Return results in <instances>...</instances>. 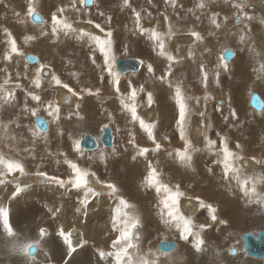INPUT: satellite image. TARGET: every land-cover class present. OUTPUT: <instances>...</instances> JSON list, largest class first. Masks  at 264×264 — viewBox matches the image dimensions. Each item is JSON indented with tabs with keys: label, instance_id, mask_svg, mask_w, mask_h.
Here are the masks:
<instances>
[{
	"label": "rangeland",
	"instance_id": "rangeland-1",
	"mask_svg": "<svg viewBox=\"0 0 264 264\" xmlns=\"http://www.w3.org/2000/svg\"><path fill=\"white\" fill-rule=\"evenodd\" d=\"M196 2L197 0H175V5L173 6L172 4H166L165 0H151V3H149L148 0H130L132 7L136 8L138 11L143 10L142 20L145 22L146 24L145 26L149 25L153 18V17L148 16L147 14L148 12H151L152 14H154V16L155 14H157L158 18L161 19V23L163 24L165 23L162 18L163 16L160 15V13L166 12L168 14L169 20L172 21L171 24L174 25L173 30L174 31L176 30L175 31L176 35L170 41L167 42L168 45L166 46V50L169 53H171L176 58H180V59L183 58L179 54L180 51L182 50H186L185 54H189V53L194 54V57L192 58L190 57V59L193 60V61L191 60V62H193L194 65L190 66L189 72L186 71V68H189L188 66L186 67V64H189L190 62L186 63L185 62L186 59H184L186 57H184L182 59V63L184 64L180 66L176 74H174V71H173V75L170 77V79H172L173 81H175L176 79L181 80L183 82V85H186L188 87L187 88V90L189 89L188 93L193 90L202 91L201 88L200 90H198V85H197L199 64L204 63L207 69L210 71V73H214L216 69V65L221 61V58H222L221 54L226 49L232 50L234 52V57L228 62L227 72H224L222 69L220 70V76L221 74L222 75L224 74L221 77L222 82H227L226 79L233 77L231 76L232 73L236 74L240 69H246L250 67H257L258 68L257 74L260 73V75L263 76L264 73L260 72V65L261 63L264 62V56H263L264 55V23L261 22V21H264V0H256V1L249 0V4L251 5V7H246L244 11L247 13L248 16H251L252 19L248 20L242 17L241 23L239 24L234 22L235 14L237 10L234 9L232 6L233 3L239 2L238 0H231L229 1V3H227L226 0H223V3L222 1H220L217 4H214V3L212 4L211 2H209L205 9L203 10L197 9L195 11V14L189 13L187 10L189 8H193ZM69 4H70V0H38V6H37L36 11L40 15V17L43 18L44 23L37 24V23H33L30 20V18L27 16L26 0H0V57H2L4 51L6 50V45L4 43L5 36L2 31L4 27H7L12 32L13 36L16 38V40L20 44L23 43L24 37L26 36L36 37L35 40H31L33 43L32 52L29 51L31 50V48H28L29 46L26 47L25 49L22 50V52L20 51L21 54L18 55L19 58L14 64L11 65L10 62L3 63V60L0 59V69L7 68L8 72L11 73L14 82L16 81V75H15L16 72H20L21 77H22L23 72L26 71V69H24L25 65H27V67L33 66L34 70L33 69L31 71L27 70V72L35 74V69L38 68L40 65V57L34 52H39L43 56V61L45 63H49L50 65H52L54 69L52 68L51 70L54 71L56 74H58L60 77L63 76V74L61 75L62 69L68 70V71L70 69H73L71 71L72 73H78V71H80L78 68H81L83 69L82 73L86 72V74L90 78H93V80L87 79V82H81V80H77L76 84L69 79L66 80L65 83H68L71 87H74L73 85H75L77 88H79L81 87L80 84L83 83L82 85L84 87H90L92 88L93 91H95V89L98 88L100 82H102L100 79L101 73L95 67V65H93L91 61L88 60V55L90 53L88 41L86 39H83V40L77 39L76 35L64 36L63 34H61L58 39L52 38L50 35L51 12L55 11L56 7L58 6L69 5ZM107 4H110L109 5L110 10L105 12L104 9ZM121 5H122V0H94V2L91 3L89 7H84L83 5V7L81 8L79 0H77V7L81 8L80 13L77 14L76 12L69 10L65 13V15H67L70 18V20L72 21L73 27L78 30L83 29L81 25L87 24L84 21L88 19H92L95 23H99L107 29L109 27L107 18L110 17V15L112 14L118 15L117 18H120L123 21L125 19L123 17L124 14H126L130 19H132L131 10L122 9ZM14 11L20 12L21 16L19 18L16 17L14 15ZM100 12H104L105 15L101 17L99 15ZM213 12L219 13L218 20L223 25V27L220 30H216L215 28L209 29V22H207L208 21L207 17L209 13L212 14ZM120 13H124V14L119 15ZM257 14H261L263 16L259 18V17H256ZM196 16H200L201 19L197 20ZM225 17H227L226 21L224 19ZM19 19H23L25 22L19 23L18 22ZM114 19L115 17L112 18L111 22H114ZM251 22L256 23L255 28H254V31H256V33L252 32L253 29L251 27ZM123 25H125L124 22H123ZM36 26H40L41 29H38V30L31 29V27H36ZM91 28L93 30H91L90 28L83 29V30L86 32H91L94 35H101V36L103 35L102 33L99 32L98 29L94 27V25H91ZM115 28L116 27L112 26L111 30H114ZM189 28H193L194 30L200 32V34L203 36V40L199 42L201 44H204V43L207 44L205 45V47L203 46L204 48L198 47V45L195 47L197 41H195L193 37L187 34ZM166 29L168 30V25L167 27L166 25L159 27V30H166ZM42 30L48 32L49 35L45 36L46 41H41L39 45V36H41L40 33ZM209 31H213L216 34L209 36L208 35ZM241 35L245 36V41L243 43H241L240 41ZM117 36L118 37L117 39L114 40V43H117V41H120L122 39L121 35L118 32H117ZM254 37H257V38L254 39ZM54 39H55V42H53ZM184 39L186 40L181 41ZM234 40H236L237 42ZM130 43L134 44V46H131ZM125 45L128 47L129 50L131 49L129 51L128 57H125L123 55V50H120L118 48L119 46L113 47V51L117 57L116 61L127 59V58H133L139 61H143V64H141V68H140L142 70L143 69L142 67H144L146 63L145 60H147L148 63L151 62L156 67V71L154 72L155 75H153L154 78L153 77L152 78L155 79V77L162 75L164 68L167 64V61L163 57L158 56L156 53H153V51H152V55H153L152 58L151 57L149 58V56L145 55L144 54L145 49L148 45L145 46L143 43L137 44V41L134 35L129 36L128 41L124 43L122 46L124 47ZM239 45H241L242 50H244L242 53L239 52L240 51ZM255 45H259V47L263 49V52L259 53L260 57L263 60L261 58L259 60L258 59L259 57L254 58L255 54L250 53L249 49ZM259 47L257 46L258 49H260ZM255 52H258V51H255ZM27 54L33 55L38 60V62L34 64H31V63L28 64V62L25 60V55ZM97 63L103 64L102 56L97 57ZM115 65H116V62H115ZM174 66L173 67L176 69L175 64ZM144 68H147V65H145ZM114 70L117 73H119L118 70L116 69V66H114ZM141 70L137 72L124 74V75L120 74V88L121 89L125 88L126 85L129 83H132L136 86H139L141 84L143 85L147 84L146 76H144L145 74L147 75V72L145 71L146 73L143 74L144 72L142 70V72L139 73ZM94 73H96V75H94ZM228 73H230V75ZM129 74L130 76H128ZM177 74L180 75V78H177ZM3 75H4V72L0 71V77H2ZM66 76L69 77L68 74H66ZM174 76L176 77V79L174 78ZM104 77L105 79L103 80V86H104L103 91L106 92V94L100 95V99H98L96 96H90L87 94L85 95L88 96L87 100L89 102H92L94 105H97L98 107L99 105L105 106L106 104L108 105L110 104L111 111L113 113L114 108L117 110V105L118 106L120 105L116 98L115 92L113 91L109 93L110 78L108 77L107 72L104 73ZM238 77L237 75L236 77L235 75L233 77V79L236 78L235 79L236 83L237 81L238 83L240 81ZM46 78L48 79L49 77H46ZM257 79L260 80V77ZM30 80L31 78L21 80V83L23 82L24 84H21L22 85L21 88L16 89V93L22 94L20 104H24L22 103L23 101H25L24 99H27V102L32 101L30 97L26 96V92L28 91H33L36 94L40 95L41 102H44L45 100H47L48 97L50 96L49 94H52V97L54 98L55 102L57 101L59 102L58 99L61 96L60 94L64 92L67 93L66 89L59 88V87H54V88L56 91L60 92V94L52 93L51 90H45L43 89V87L41 89H34L30 86ZM70 81L72 82L71 84H70ZM158 83H159L158 80L156 79L153 80V84L155 86H158ZM238 83L236 85L238 88L236 93H232L233 103H236L235 105L243 104L242 112H247V114L249 115V119H248L249 130H250V126L255 128L254 136L247 137L244 140H249L247 145L252 144L255 147V144L258 142L259 145L258 143L257 145L261 147L264 145L263 144L264 143V126H262L264 122V111L262 110V111L257 112L254 109H252L248 105V99L252 93H257L262 99V101L264 102V96L259 91H257L258 89H255V90L248 89L247 90V89H244L245 87H242V85L243 86H246V85L244 84L241 85V83L239 84ZM243 83H244V80H243ZM259 83H260V86L264 88V81L262 82L259 81ZM145 88H149V87L145 85ZM208 88L211 89L210 82H209ZM126 89L121 92H126L127 91ZM76 91L78 92V90ZM44 92L47 95L44 94ZM151 92L153 93V99H154V103L152 105L155 106L154 108L156 111V118L153 122H160L161 132L158 131L156 134H157V139L162 144V147L159 150V152H154L150 156V158L147 156L146 158L138 157L137 160L135 161L132 159V156H133L132 152L135 149L132 147V145L128 143V139H129L128 131L132 130L133 132L136 133V142L139 146H142L150 141L147 140L146 134H144L140 130L138 122L135 124L131 123L133 127L130 125H125L122 121L123 115L120 116L119 114L116 113V116L118 117L116 119V125L113 126L110 120V125H107V127H105L106 125H102L101 127H99L98 130H94L96 134L91 133L90 131L91 129H87V127H84V130L81 128L76 129L74 125L71 123V118L69 115L70 112L67 110L72 104L76 103L77 101L76 97H72L70 99L71 103L69 102V104H67L68 106L58 104L61 108L60 118L58 121L53 122L52 118H49L48 116H46L47 114L45 115V114L36 113L35 115H33L32 112L30 113L26 112L21 115L20 108H14V111L13 110L10 111L11 109L9 110L8 108L5 107L7 109L6 110L4 107H0V123L8 124L7 122L11 121L12 123L10 124H16V127H10L9 125V135L16 136V133H20L21 137L17 145L20 146L23 144L25 145V147L33 149L30 154L28 153V157H26L27 159L25 162L26 169L29 172L36 171V165H38L39 163L35 162L34 160L35 158L37 159L41 158V163L39 164L41 167H44L45 165L44 163L45 159H43L42 157V154H44V152L40 151L41 155L39 154V152H37L40 147H43V149H46V146H49V147L51 146L53 149H57L60 147V143L57 145V134H56L55 128L61 122L66 125V132L63 135L64 147L62 146V149L64 148L63 151L67 154L68 157H71V160L86 162L85 160L86 158L84 157L77 158L74 155L71 156V151L76 152L73 149V141L79 140L80 142V140L85 135H91L95 140H97L98 147L95 150L86 151L79 146L78 152H83V153L88 154V153H94L97 151V155H96L97 157H100L101 152L105 154L106 159L104 162L100 161V163L97 165V168L95 169L96 174L102 180L114 182L119 187L120 194L123 195L126 199H128L130 203H133L136 205V208L140 216L142 217V221H143V227L140 230H143L145 234L142 241L140 242L141 252L146 253L149 250H151V252L157 253L159 257L157 264H166V263L174 264V262L175 264H184V261H186L187 264H190L189 262L192 259H194V261L195 260L197 261V262L195 261L196 262L195 264H228L229 261H226L227 258L228 259L234 258L236 256L238 257V261L242 263L243 262L245 263L247 261H248V264H259V263H256L255 261L264 262V260H258V259H254V258H250L246 256L245 252L242 251L243 249H242V239H241L242 235L246 233L256 234L259 231H264V218L263 220H259L258 218V215H262V212L264 211V204L257 202V196H253L252 197L253 202L249 203L248 202L249 197L239 190L236 183H232L231 181H225L221 178L222 173H217L216 171V167H215L216 160H212L209 158L204 159V157H202L203 154L199 152V150H201V146H203L201 145L203 144V141L199 145L198 141L194 139L193 147L196 148L197 151H194L196 155H192L190 166H184L180 162H177V161L174 162V160L164 159L166 156H170L171 153H173L172 155L174 157V153L176 149H183V142L179 139V135L175 131L174 115L176 113V108L174 106L173 107L170 106L169 102H172V101L168 99V96L171 95V90L169 94L164 93L163 95H159L158 90L157 91L152 90ZM146 93H147V90L144 93H140L137 98V104H138L137 113L138 111L142 109L148 108L147 101H146ZM208 103L213 108H217V109L221 108V110L226 105V101L224 99L219 98L216 95H211V99L208 100ZM229 114L230 113L226 114L225 117H227ZM35 117L44 118L45 121L48 123V129L46 130L47 142H44L42 138L37 137L35 138L36 143L33 146L32 141L34 138L32 136V131H38L41 134V136L44 134L43 132L39 131L34 125L33 119ZM112 117H114L113 114H112ZM225 117H224V120H225ZM129 118L131 117L129 116ZM21 119H23L24 122L21 121L19 123ZM60 119L64 121H60ZM260 120L262 122L261 124L258 125V122ZM17 124L20 127H17ZM192 124H198L201 126V120L199 119V117L196 120L193 115L191 116V119L189 121L188 130H187L188 137H189V132H190ZM226 125H228V123H226ZM52 127L54 130L50 132ZM104 128H109L112 132L113 141L110 147H104L99 142V139L102 135V130ZM236 129H237V133L239 132L240 135H243L247 133L248 131L246 129V126H243V127L237 126ZM164 135H167L169 137L168 141H165L163 139ZM261 142L263 145L261 144ZM11 146H12V141L0 139V152H3L9 158L12 157V153H11L12 151L9 150ZM113 148H115L116 150L115 153H113ZM127 148L129 150H127ZM249 150L243 149L244 153H242L241 156H244L243 161H247L248 163H250V166H247L250 169V171L247 172L248 174L245 171H243V169L242 171L246 173V175H254V174L257 175L258 172L264 171V153H259L261 150H257L259 152L253 155L249 152ZM66 151H68V153ZM55 156H59V155L56 154ZM252 157H255L256 159L258 158L257 160L262 161V163L261 164L255 163ZM62 159H63V156H62ZM147 159H150L154 165H157L159 162H160V165L162 166H167L168 164H170L168 167H166V169H171L172 167L175 168L173 172L171 173L172 179L175 180V183L170 182L168 177L163 175L162 178L165 183H168L171 186L179 184L181 185V189L185 191L187 196H200L204 198L207 202L212 203L213 206L217 207L218 220L217 222L213 223L207 219L206 210L196 208L195 211H193V207L187 206L186 211H185V207L182 205L183 212L185 214L194 215L196 218V222L198 224L205 223V222H207L208 224L207 229L204 231V233H202L203 239L205 240V245L203 246L202 251L197 252L195 251V249H193L191 238L189 239V241L180 240L178 236V232L175 229V227H174V233L169 232L170 231L169 229L168 231L162 229L163 231L169 232V234L167 235L164 233L158 232V229H161V227L164 224L161 222L159 216L156 214V208L154 207L156 202L151 203L148 197L145 196L144 188L142 187V180L139 179L138 175L135 173L136 172L135 169H138V167L140 168L146 167ZM243 161L242 160L239 161V164L242 165ZM253 163H255V165ZM144 169L146 170V168ZM209 169H211L212 171L210 172ZM117 171L118 173H116ZM219 172H222V170ZM47 173L49 175H55L61 178H67V176L70 174L68 171H63V170L62 171H51ZM208 176L212 177L210 178V180L213 183L218 182L217 177H215V176H218L220 181L218 182L217 187L209 186L206 183V179L204 177H208ZM35 177L36 176L34 175H29V176H25L21 178V186L23 187L24 185H27V187L15 198H11V194L9 195V197L7 196V193L9 192L8 187L12 188L11 192L14 191L13 184H8L6 186H0V206L6 207V205L9 204V208H12V210H9V214L12 216V218H10V223L13 227V230L17 233L16 236L10 238L7 235L3 234L4 232H3L2 226H0V231H2L0 233V264H32V261L28 260L27 256H24L23 254L17 251H14V247L16 245H22L28 241H35L39 239L38 232H39V229L42 227L46 229L48 233L47 235L48 238H45L44 240L49 239V238L53 239L55 237L59 239V237L57 236V231H58L57 228L59 227H57L58 225L56 223L59 219H57L56 217H53L52 214L48 213L47 220L50 221V223L48 224L52 225V228L54 229L52 230L51 228H48V225H46L48 221L43 219V215L40 211L41 208L45 210V207L48 206L49 204H42L41 201L37 199L34 200L35 202L33 203L30 199L26 197L25 194L26 192L27 193L31 192L32 188H40L44 194L46 190L54 189L52 196L57 195L59 196L58 199H63V201L67 202L66 200L68 196L67 193L62 192V191H66V189L63 188L62 191H60L56 188H61V187H59L56 184L49 183V182L40 184V185L35 184L33 183V180ZM24 179L29 180L30 184L26 183ZM219 183L222 184V186H220ZM260 187L263 188L264 184H260ZM98 190H101L100 185H99ZM218 190L220 191V193ZM261 190L263 191V193L259 191V189H257V194L259 196H264V188ZM67 191L76 192V190H70V189H68ZM150 193L154 195L155 197V192L153 190H151ZM104 195H105L104 206L106 208L103 211L105 212H100L101 209H99L97 211L98 213L92 214L93 216L92 218L94 220H78V222L80 223L89 222L92 224L93 227L94 226L103 227V224H105L106 225L105 234H102L99 231V228H98V231H93L90 229L82 228V226H75L72 223H65V224L63 223L64 224L63 228L66 231L71 230L72 228H79L80 230L83 231V238L87 241V243L83 247L85 246H88L90 248L93 247V251L95 252L94 256L97 254V249H102L104 251H111V248H110L111 240L114 239L115 237V233L111 232V226L109 223V219H110V212L114 208L113 205L116 204V201L113 197H109L106 194V192ZM135 195L140 196V197L135 198ZM184 200L188 201L187 198H184L183 201ZM193 204L195 205L194 201H193ZM51 206L53 208L56 207L53 205ZM75 207H74V214L76 215ZM57 208L61 209L60 211L61 215L63 216L68 215L66 210L63 208L62 203ZM191 209L193 212L192 211L188 212ZM150 218H153L154 220H150ZM220 220H224L225 223L223 224L220 223L219 222ZM234 220L239 221L240 225L239 227H236L234 230L233 229L231 230L230 229V227L232 226L231 223H234L235 222ZM255 220L258 221L256 224H254ZM241 221L245 223L244 226L242 225ZM155 223H159V224L156 225ZM252 223L254 225H251ZM152 224L154 225L153 227H152ZM145 226L146 228H144ZM50 233L51 234L54 233V236H52ZM107 234H109V236H112L113 238L108 240L109 236ZM228 236L230 237V240L225 242L224 240L225 238H224L221 241L222 237H228ZM90 237H93L92 241H90L89 239ZM79 239L80 237L74 239L73 242L78 243ZM44 240L41 243L42 249H44L48 243H53V242L44 241ZM161 241L175 242L176 248L173 251L164 255L163 254L164 252H161L156 248L157 244ZM55 242L56 243H54V246H49V247H53V248L60 247L57 245L58 241H55ZM101 242L103 243L97 244ZM98 246H100L101 248H98ZM79 249L80 248L77 249V252H79L78 251ZM219 250L220 252H217ZM231 250L236 251L234 256L231 255ZM45 252H47L46 249H44L42 252H39V253L37 250L35 251L34 253L35 264H50V263L51 264H65V261L69 260L67 256L64 257L63 259L56 258V257H59V255L55 256V255L48 254L47 256H45L44 254ZM64 252L65 250L63 251V253ZM78 254H81V253H78ZM187 254L190 257L186 258ZM172 255H173V258H172ZM81 256L82 257L78 258L80 260L76 261L77 263L71 262L72 258H70V264H88V262L89 264L92 263L90 262V259L87 260L86 251ZM90 256L91 255L89 254V257ZM221 257L223 260L221 259ZM95 258H99V257L95 256ZM108 259L110 260L109 262L114 263V261L112 260L113 259L112 257H108ZM58 260L60 261L62 260V261L59 262ZM75 260H77V258H75ZM93 264H96V263H93ZM234 264H238V263L236 262Z\"/></svg>",
	"mask_w": 264,
	"mask_h": 264
},
{
	"label": "snow or ice",
	"instance_id": "snow-or-ice-1",
	"mask_svg": "<svg viewBox=\"0 0 264 264\" xmlns=\"http://www.w3.org/2000/svg\"><path fill=\"white\" fill-rule=\"evenodd\" d=\"M94 0H79L81 8L83 5L88 3H93ZM151 3V0H148ZM210 0H197L193 8H189L187 11L189 13L195 14L197 9L203 10L206 8ZM166 4L175 5V0H165ZM27 4V16L33 18L36 21L44 23L43 18L40 17L36 11L38 6V0H26ZM233 8L237 10L235 14V22L237 24L241 23V18L244 17L248 20H251L252 17L248 16L244 11L246 7H251L249 0H239L237 3H233ZM122 9H130L131 17L133 19L134 27L132 32L134 35H139L143 38H146L151 45V50L155 52L158 56L163 57L167 64L164 68L162 75L155 77L156 80L160 81L162 84L167 85L168 89L171 90L172 98L174 99L176 105V113L174 115L175 131L179 135V139L183 142V149H176L175 158L179 160L184 166H190L192 160V152L197 151L193 147L192 141L187 135V130L189 126V121L192 116V108L190 106V101L195 100L196 104L199 105L200 97H193L185 93L183 82L179 79L173 81L170 77L173 75V66L176 63H179L177 58L173 56L166 50L167 42L170 41L175 35L176 32L173 30V25L169 20V16L166 12L160 13L163 16L164 23L168 25V30L165 32L158 31L155 27L146 28L142 25L143 10L138 11L136 8L132 7L130 0H122ZM81 8L77 7V0H70L69 5H61L56 7L55 11L51 12V32L50 35L52 38L58 39L61 34L64 36L76 35L77 39L88 41V46L91 49L88 60L91 61L93 65L100 71V79L103 81L105 79L104 73H108L110 78L111 86L116 94V98L121 106V109L126 113L130 114V122L135 124L138 122L140 130L146 134L147 140L151 142L153 147H140L136 142V133L132 130L128 131V143L136 150V154L132 156V159L135 161L138 157H147L150 152H159L162 147V144L157 139L156 134V123L155 122H146L140 115L137 113V98L140 93L146 91L143 84L136 86L132 83L127 85V91L121 92L120 89V74L114 70L116 55L113 51V31L111 28H105L99 23H95L92 19L84 21L89 25H94L96 29L99 30L103 35H94L91 32H86L83 29H76L73 27L72 21L70 18L65 15L69 10L80 13ZM16 17H20V12H15ZM99 15L103 17L104 12H100ZM151 16V13H148ZM219 13L213 12L209 17V23L214 26L216 30H220L223 25L218 20ZM196 19H201L200 16H196ZM225 21L227 17L224 18ZM107 20L110 22L111 17H108ZM19 23H24L23 19L18 20ZM264 23V21H261ZM5 36L4 43L6 45V50L4 51L2 59L4 62H10L14 55H19L20 49L17 44L16 38L13 36L12 32L4 27L2 29ZM188 35L194 38L195 41L203 40V36L200 32L194 30L193 28L188 29ZM216 33L209 31L208 35L212 36ZM41 36H48L49 33L46 31H41ZM35 36H26L24 37V43H28L30 40H35ZM55 39L53 42H55ZM240 41L243 43L245 41V36H240ZM250 53H254V58L259 57L260 54L255 52L254 48L249 49ZM99 52L103 57V64L97 63L96 53ZM123 55L128 57L129 49L125 45L123 48ZM191 55V53H189ZM233 55L230 49L225 50V56ZM27 59V58H26ZM36 59V58H32ZM143 64V61H139ZM26 71L23 75V79H29L27 75V65H25ZM224 72L228 71V62L222 57L221 61L216 65L214 73H210L204 63H200L198 66V75L200 79L201 86L204 88L203 99L207 102L211 99L207 89L209 86L210 78H214L217 86H219V77L220 70ZM147 70L149 73H154L153 66L151 64L147 65ZM4 72V75L0 77V107L5 105L13 106V102L16 99V89L22 87L19 83L21 77L20 72H16V81H13L11 73L8 72L7 68L0 69ZM260 72L264 73V63L260 65ZM73 76L76 73H72ZM46 77H50L48 80L49 86H58L67 90V93L64 97V103H69L72 97H76L78 100L83 98L84 94L90 96H96L100 99V88H96L95 91L90 87H82L79 92H77L73 87L68 83H65L61 77L56 74L54 71H51V66L45 63H41L38 68L35 69V74L30 80V86L34 89H41L42 84ZM26 96L30 97L32 101H41V96L36 94L33 91L26 92ZM252 105L257 108L264 110V102L252 94L250 96ZM147 106L150 108L154 103L153 93L148 91L146 93ZM79 108V104L76 105ZM24 112L31 111L33 115L36 114V109H30L28 104L25 103ZM45 111L48 112L49 116L52 117L53 122L58 121L60 118L61 108L54 101H49L45 107ZM198 115L201 117V126H205L204 116L205 113L200 111ZM230 116L233 121L239 119L236 111H231ZM227 120L228 117H225ZM12 123L11 121L9 124ZM40 124L46 125L47 122L40 120ZM9 124L0 123V139L12 141V146L10 151L15 150V145L18 143L17 137L14 135H9ZM17 127L19 125L17 124ZM107 127V125L105 126ZM208 128H211V124H207ZM33 136V146L36 143L37 137H40L47 142V132L41 136L38 131H32ZM218 140L211 139L207 133L203 135L204 147L213 152L217 156V163L222 165V176L221 178L225 181L234 180L239 188V190L249 197L248 202L251 203L252 197L257 196V202L264 204V196H259L257 194V185L264 184V174L257 175H246L242 168L243 166L239 164V161L243 160L238 152L233 151L229 145V140L226 136L222 135L220 132L216 133ZM165 141L169 140L167 135L163 136ZM236 148L240 149L241 145L236 144ZM73 149L79 151V140L73 141ZM32 148L25 147L23 151L25 153H31ZM115 148H113V153H115ZM59 156L65 157L63 163L67 166L69 175L67 178H61L55 175H49L46 171L40 170L41 166L36 165V171L29 172L26 169V164L19 158H9L3 152H0V186H6L8 184L14 185V191L11 193V198L18 196L27 185L21 186V178L29 175H34L37 178H44L47 182L58 185L61 188L66 190H76L82 193V196L77 201V206L75 207L76 214H82L87 217L88 207L90 205L91 199L99 197L102 194H106L109 197H113L116 201L115 207L110 212L109 223L111 226V232L115 233L114 239L111 240L110 248L111 251H104L102 249H97V255L100 260H104L106 257H112L114 264H157L159 259L157 253L151 252L149 250L146 253L141 252V233L140 229L143 227L142 217L140 216L136 205L130 203L123 195L120 194L119 187L111 181L102 180L97 176L96 172L92 171L89 167H82L79 163L74 160L68 159L67 154L64 152L58 153ZM16 156H19V152H16ZM101 162H104L106 157L103 152H101L99 157ZM252 159L257 164H261L262 161L257 160L255 157ZM59 163V160H57ZM211 172L212 170L209 169ZM18 174V175H17ZM163 173L158 169L157 165H154L151 160L146 161V170L142 174V187L145 190H153L156 194V214L159 216L161 222L171 228L175 227L178 232L179 239L182 241H189L191 238L192 247L195 251L200 252L203 250L205 245V240L203 239L202 233L207 229L208 224L197 223L196 218L192 214H185L182 210V201L184 198H187L189 205H192V202H195L193 211L196 208L204 209L207 212V219L215 223L218 220L217 216V207L213 206L212 203L207 202L204 198L200 196H187L185 191L181 189V185L176 184L174 186L169 185L163 181ZM90 178L95 180V183L101 186V190H97L90 186ZM53 217H56L57 213L61 211L60 208L49 209ZM220 223H225V221L220 220ZM0 226H2L3 232L8 237H14L17 233L13 230V227L10 223L9 210L5 207H0ZM75 229L65 230L63 227H60L57 231V236L62 240L63 245L66 247V255L69 260L65 261V264H70V258L73 257V254L77 252L78 248H83L87 241L83 238L81 234L79 242L74 245L72 235ZM48 233L46 229L40 228L38 232L39 239L35 241H28L22 245H16L14 251H17L24 256H27L32 264H35V250L41 247V242L47 237ZM234 251V250H231ZM45 256L48 255L47 252L44 253ZM166 255L167 253H163Z\"/></svg>",
	"mask_w": 264,
	"mask_h": 264
},
{
	"label": "bare ground",
	"instance_id": "bare-ground-1",
	"mask_svg": "<svg viewBox=\"0 0 264 264\" xmlns=\"http://www.w3.org/2000/svg\"><path fill=\"white\" fill-rule=\"evenodd\" d=\"M213 1V2H212ZM220 1H222V3H223V0H210V2L213 4H217V3H219ZM227 1V3H229V1H231V0H226ZM239 1V0H238ZM251 1H253V0H251ZM256 1V0H255ZM109 5L110 4H107L106 6H105V9H104V11L106 12V11H109L110 10V7H109ZM148 13H151V12H148ZM147 13V14H148ZM257 13V12H256ZM259 13V12H258ZM121 14H124V13H120L119 15H121ZM211 15V13H209L208 14V17ZM149 16V15H148ZM263 15H261V14H257L256 15V17H262ZM107 17V16H106ZM110 17H111V21H112V18L113 17H115V19H114V22H109V21H107L108 23H109V27L111 28L112 26L113 27H116L114 30H112L113 31V47H117V46H119L118 48L120 49V50H123V44L124 43H126L127 41H128V37L129 36H131V35H134L133 34V32H132V29H133V27H134V24H133V19H130L126 14H124L123 15V17L125 18L124 19V21L123 20H121L120 18H117L118 17V15H116V14H112V15H110ZM149 17H153L152 18V21H151V23L149 24V25H147V26H145L146 24H145V22L142 20V25L144 26V27H146V28H153V27H155L158 31H161V32H165V31H167V29L166 30H159V27H161V26H164V25H166V27H167V24H163V23H161V19L160 18H158V15L157 14H155V16H154V14H152L151 13V16H149ZM207 17V18H208ZM163 18V17H162ZM173 20V19H172ZM128 21V22H127ZM123 22H124V24L125 25H123ZM170 22H172V21H170ZM207 22H209V19H208V21ZM244 22H245V20H244ZM130 23V24H129ZM175 24V23H174ZM184 24H186V23H184ZM255 22H251V27H252V32H254V33H256V31H254V28H255ZM111 25V26H110ZM82 27H83V29H91V30H93L92 28H91V25H89V24H84V25H81ZM174 26V25H173ZM108 27V28H109ZM196 28V27H195ZM214 28V26H212L210 23H209V29H213ZM187 29V28H186ZM208 29V28H207ZM184 30V29H183ZM121 35V40L120 41H117V43H114V40L115 39H117V32ZM176 31V30H175ZM185 31V30H184ZM187 36V35H186ZM134 37H135V39H136V41H137V44H139V43H143L145 46L146 45H148L147 47H146V49H145V55H147V56H149V58L151 57L152 58V50H151V45H150V42L146 39V38H143V37H141V36H139V35H134ZM184 37V36H183ZM257 37H254V39H256ZM186 39H184V40H181V41H185ZM202 41V40H201ZM234 41H236V40H234ZM256 41V40H255ZM237 42V41H236ZM173 43V42H172ZM131 44V46H134V44H132V43H130ZM168 45V44H167ZM182 45V44H181ZM198 45V47H205V45H207L206 43H204V44H201L199 41H197V43H196V45H195V47ZM144 46V47H145ZM170 46V45H169ZM240 46V51L239 52H243L244 50H242V48H241V45H239ZM257 46L259 47V45H255V46H252L251 48H254L255 49V51H258V52H256V53H260V52H263V49H261L260 47V49H258L257 48ZM203 47V48H204ZM238 47V46H237ZM236 47V48H237ZM143 48V47H142ZM263 48V47H262ZM131 50V49H130ZM129 50V51H130ZM185 52H186V50H182V51H180V56H182L183 58L184 57H186V58H184V59H186V63L187 62H190L189 64H186V67L188 66L189 68H186V71H188L189 72V70H190V66L191 65H194V63L193 62H191V60L192 59H190V57L192 58V57H194V54L193 53H191L192 55L191 56H189V54H185ZM204 52V51H203ZM151 53V54H150ZM153 53H155V52H153ZM199 54V53H198ZM252 54V53H251ZM28 55V54H27ZM98 56H101L100 55V53L99 52H97L96 53V57H98ZM264 56V55H263ZM181 57V58H182ZM198 57V56H197ZM148 58V57H147ZM182 58V59H183ZM260 56H259V60H260ZM182 59H180V58H177V60L179 61V63H176L175 65H176V69L173 67V69H175V70H173L174 71V74H176V72H178L177 70L180 68V66L181 65H183L184 63H182ZM262 59V58H261ZM145 60V59H144ZM263 60V59H262ZM146 61V63H145V65H148V64H151L152 66H153V69H154V72L156 71V67H155V65L154 64H152L151 62L150 63H148V61L147 60H145ZM193 61V60H192ZM148 63V64H147ZM264 63V62H263ZM29 64V63H28ZM102 65V64H101ZM145 65H144V67H145ZM209 66V65H208ZM230 66V65H229ZM144 67H142L143 69V74H145L146 72H147V75L145 74L144 76H146V80H147V84H144V86L145 85H147L149 88H145L146 90H147V92L148 91H152V90H158V94L159 95H163L164 93H167V94H169L170 93V89H168V87H167V85H165V84H162L160 81H159V83H158V86H155L154 84H153V80H155V79H153L154 78V76H153V73H149L148 72V70H147V68H144ZM141 70V69H140ZM142 70L139 72V73H141L142 72ZM146 71V72H145ZM180 71V70H179ZM187 72V73H188ZM138 73V74H139ZM258 73V68L257 67H250V68H246V69H240L238 72H237V77L240 79V81H239V83H241V85L242 84H244V85H246V86H243L242 85V87H245L244 89H250V90H252V89H258V86L260 85V83H259V81H264V75L262 76V75H260V73L259 74H257ZM225 74H227V73H225ZM229 75H230V73H228ZM257 74V75H256ZM94 75H96V73H94ZM224 75V74H223ZM222 74H221V76L219 77V84L221 83V85L224 83V82H222V80H221V77L223 76ZM256 75V76H255ZM128 76H130V74L128 75ZM231 76H232V74H231ZM153 77V78H152ZM260 77V80L259 79H257V78H259ZM174 78L176 79V77L174 76ZM177 78H180V75H178L177 74ZM231 79H232V77H230V78H228V79H226V81H228V82H230V84H228V89H231L233 92H235L238 88H237V83H238V81H237V83L236 82H234V83H231ZM257 79V80H256ZM193 80H195V79H193ZM243 80H244V83H243ZM221 81V82H220ZM227 83V82H226ZM238 83V84H239ZM100 84L102 85L103 84V81L102 82H100ZM210 84H211V88L213 87V86H215V84H216V82H215V80H214V78H210ZM128 85V84H127ZM127 85H126V87H127ZM126 87L125 88H120L121 89V91H123V90H125L126 89ZM183 87H184V90H185V93L187 94V95H194V94H196L198 97H200L201 96V94H204V91H197V92H193V91H190L189 93H188V90H187V86L186 85H183ZM208 89H210V88H208ZM127 90V89H126ZM114 90H113V88H112V86H111V83H110V88H109V93L110 92H113ZM258 91V90H257ZM53 93H57V94H60V92H58V91H56V90H53ZM61 95V96H60ZM59 96V102H61L62 104H64V105H67V104H69V103H67V104H65L64 103V97L66 96V95H69V94H66V93H61ZM196 96V97H197ZM168 99L170 100V101H172V102H169V104H170V106L171 107H175L176 108V105H175V102H174V99L172 98V95H170V96H168ZM141 100H143V99H141ZM236 100V99H235ZM70 103H71V101H69ZM174 102V103H173ZM224 102V101H223ZM190 103V106H191V108H192V115L194 116V118L197 120L198 119V117H199V119L201 120V117L198 115V113L200 112V111H203L204 113H205V116H204V121H205V126L204 127H201L200 125H198V124H192V126H191V129H190V132H189V139L192 141V144H193V141H194V139H196L197 141H198V144L200 145V143L203 141V135L205 134V133H207V135L211 138V139H214V140H218V137L215 135V132H216V130L217 129H215L214 127H215V125H216V121H217V123H218V126H219V129L222 127V125L223 124H226V123H228V125H227V128H226V132H230V114L227 116L228 117V119L226 120H224V117L226 116V114H228V113H230V112H227V111H222L221 110V108H219V109H217L216 108V110L217 111H215V110H212V109H206L205 110V106L203 105V104H199V105H197L196 104V101L195 100H192V101H190L189 102ZM230 103L232 104V106L234 107V108H236V109H238V110H242L243 109V107H242V105H235L236 103H233V96L231 97V100H230ZM240 103V102H239ZM108 104H106L105 106H107ZM155 106H151L150 108L148 107V108H146V109H142V110H140V111H138V115H140L141 116V118H144V120L146 121V122H153L154 120H155V118H156V111H155V108H154ZM117 110H121V106H118L117 105ZM115 108H114V114H115V119L113 118V119H111V124L112 125H116V119L118 118L117 116H116V113H115V111H117ZM262 111V110H261ZM264 111V110H263ZM127 115V117H129L130 116V114H126ZM197 115H198V117H197ZM223 116V118H222V116ZM131 119V118H130ZM222 119H223V121H224V123L221 125V121H222ZM129 122H130V120H129ZM129 122H124V124L125 125H130V126H132L133 127V125L132 124H130ZM156 123V133L159 131V132H161L160 131V122H155ZM207 124H211L212 125V129H211V131L209 132V128L207 127ZM91 125V124H90ZM256 125H257V123H256ZM255 125V126H256ZM91 131V130H90ZM204 131V132H203ZM43 133H45V132H43ZM237 132H232L230 135L228 134L227 136H229V137H227L228 138V140H230V137H232L233 138V141H246V140H244L245 138H247V137H251V136H253V134H255V128L253 129V130H249V132L247 131V133H245V134H243V135H240L239 134V132L236 134ZM255 138V137H254ZM251 140V139H250ZM257 142V141H256ZM9 143V142H8ZM255 143V142H254ZM258 143V142H257ZM257 143L255 144V147L253 148V149H248V148H246V149H248L249 150V152L251 153V154H253V155H255L257 152H259V151H257V150H261L259 153H264V143L262 144V142H261V144L263 145V146H261V147H259L258 145H259V143H258V145H257ZM201 145H203V146H201V150H199V152L200 153H202L203 155H202V157H204V159H207V158H209V157H212V156H214L213 154H211V152L210 151H208L205 147H204V142H203V144H201ZM254 146V145H253ZM140 147H153V145H151V142H147L146 144H144V145H142V146H140ZM235 148H236V145L234 146ZM127 150H129L128 148H127ZM238 152H239V154L240 155H242V153H244L243 151H241V150H237ZM154 152H150L147 156L150 158V156L153 154ZM132 154L133 155H135L136 154V150H134L133 152H132ZM173 153H171L170 154V156H166L164 159H166V160H174V162H179V160L177 159V158H175V153H174V157H173V155H172ZM191 155H196V153H194V152H192V154ZM257 157V156H256ZM10 158H19V159H22V157L21 156H16V155H13V153H12V157H10ZM258 159V158H257ZM147 160H150V159H147ZM246 160V159H245ZM243 161V160H242ZM251 161V160H250ZM76 162L77 163H79L82 167H89V168H93V167H95V159L94 158H90L89 159V162H90V164H89V166H87V161L86 162H81V161H77L76 160ZM52 163V165H51V167L50 168H43V167H41V170H45L46 172H51V171H68V169H67V166L63 163V159H59V163H57V160H54V161H50L47 165L49 166L50 164ZM254 165H255V163H253ZM170 164H168L167 166H162V165H160V162L157 164V166H158V169L159 170H161V172L163 173V175H165V176H167L168 177V179L170 180V182H173V183H175V180H173L172 179V176H171V173L173 172V170L175 169V168H171V169H166V167H168ZM242 165L244 166V168H242L243 169V171H245L246 173L247 172H249L250 171V169L247 167V166H250V163H248L247 161H243V163H242ZM246 166V167H245ZM138 167V166H137ZM215 167H216V171H217V173H222V172H219V171H221L222 170V165H219L218 163H217V161H216V163H215ZM144 168H146V167H144ZM144 168H140V167H138V169H135V167H134V169L136 170V174L138 175V177H139V179H141L142 180V174L143 173H145V169ZM184 171V170H183ZM69 172V171H68ZM96 172V171H95ZM245 173V174H246ZM248 174V173H247ZM251 174V173H250ZM257 174H264V171H262V172H258ZM255 175V174H254ZM215 177H217V179H218V182L220 181V179L218 178V176H215ZM205 179H206V183L209 185V186H214V187H217V184H218V182L217 183H213L211 180H210V178H212L211 176H208V177H204ZM166 179V178H165ZM24 181L26 182V183H29L30 184V181L29 180H27V179H24ZM232 183H236L234 180H232L231 181ZM33 183H35V184H38V185H40V184H44V183H47V181L44 179V178H37V177H35L34 178V180H33ZM172 185H174V184H172ZM219 185L220 186H222V184H220L219 183ZM90 186L91 187H93V188H95V189H99V185L98 184H96L95 183V180L94 179H91L90 178ZM136 186V185H135ZM219 186V187H220ZM260 187V184L259 185H257V189H259V191H261L262 193H263V191L261 190V189H263V188H261ZM56 189H58V190H60V191H62V189L63 188H56ZM8 193H7V196L9 197V195L12 193L11 191H12V188L11 187H8ZM53 191H54V189L53 190H46L45 191V194L43 193V191L40 189V188H32V191L31 192H29V193H27L26 192V197L28 198V199H30L33 203L35 202L34 200H40L41 201V203L42 204H49L48 206H46L45 207V210H43L42 208L40 209V211H41V213H42V215H43V219L44 220H47V216H48V213L49 214H52L50 211H49V209H55V208H57L61 203H62V205H63V208L66 210V212L68 213V215L67 216H63V215H61L60 214V212L59 213H57V215H56V218L57 219H59L56 223H57V227H63V225L65 224V223H72L73 225H75V226H82V228H86V229H90V230H93V231H98V228H99V231L102 233V234H105L106 233V225L105 224H103V227H101V226H92V224L91 223H89V222H84V223H80V222H78V220H94L92 217V214H95V213H98L97 211L99 210V209H101V211L100 212H105V211H103L106 207L104 206V200H105V195L104 194H102L101 196H99V197H95V198H92L91 199V202H90V205H89V207H88V215H87V217H85V216H83L82 214H74V207H75V205L77 206V201H78V199L82 196V193H80L79 191H76V192H68L67 190L66 191H62V192H66L67 193V202H65V201H63V199H58L59 198V196H57V195H53L52 196V193H53ZM151 191V190H150ZM150 191L148 190H145L144 189V194H145V196H147L148 197V199H149V201L151 202V203H155L156 202V194H155V197H154V195H152L151 193H150ZM219 191V190H218ZM219 193H220V191H219ZM138 197H140V196H136L135 195V198H138ZM51 205H53V206H56L55 208H53ZM182 205L185 207V211H186V207L188 206V207H194V204H193V202H192V205L193 206H190L189 205V201H186V200H184L183 202H182ZM42 206V205H41ZM69 206V207H68ZM0 207H2V206H0ZM40 207V206H39ZM113 207H115V204L113 205ZM5 208H8V210H12V208H9V204L8 205H6V207ZM69 208V209H68ZM71 208H73V209H71ZM31 209V208H30ZM43 210V211H42ZM63 210V209H62ZM192 211V209L191 210H189L188 212H191ZM193 212V211H192ZM61 213H63V212H61ZM41 215V214H40ZM9 216H10V218H12V216L9 214ZM258 218H259V220H263V218H264V211L262 212V215H258ZM99 220H100V218H99ZM150 220H154L153 218H150ZM149 220V221H150ZM258 220V219H257ZM48 221V220H47ZM148 221V220H147ZM224 221V220H223ZM235 222L234 223H231V227H230V229L232 230H234L236 227H239V221H237V220H234ZM54 222H55V220H54ZM62 222V223H61ZM242 222V221H241ZM258 221H254V224H256ZM48 223H50V221H48L47 223H46V225H48V228H51L52 230H54L53 228H52V225L51 224H48ZM64 223V224H63ZM147 223V222H146ZM152 223V222H151ZM150 223V224H151ZM44 224V223H43ZM149 224V225H150ZM156 225L157 224H159V223H155ZM244 224L245 223H243L242 222V225L244 226ZM253 223L251 224V225H254ZM148 225V226H149ZM163 225V224H162ZM43 226V225H42ZM45 226V225H44ZM154 225L152 224V227H153ZM235 226V227H234ZM246 226V225H245ZM249 226V225H248ZM43 228V227H42ZM47 228V227H46ZM59 228H57V229H59ZM144 228H146V226L144 227ZM156 228V227H155ZM72 229H75V231L73 232V235H72V239L74 240V239H76V238H78V237H80L81 236V234H83V231L82 230H80L79 228H72ZM166 230V231H168V229L170 230L169 232H173L174 233V227H172V228H168L167 226H166V228H165V226L163 225L162 227H161V229H158V232H160V233H164V234H169V232H166V231H163V230ZM48 230V229H47ZM236 231V230H235ZM2 231H0V233H1ZM53 232V231H52ZM140 233H141V240H140V242L142 241V239H143V237L145 236V234H144V232H143V230H140ZM3 234H5V233H3ZM51 234V233H50ZM56 234V233H55ZM6 235V234H5ZM52 236H54V233H52L51 234ZM108 236H109V234H107ZM3 236V235H2ZM46 238H48V237H46ZM113 237L112 236H109L108 237V240L109 239H112ZM225 238V239H224ZM90 239V241H92L93 240V237H90L89 238ZM225 240V242H227L228 240H230V237L228 236V237H222L221 238V241L222 240ZM44 241H50V242H53V243H48L47 245H46V247L44 248V249H46L47 250V252H48V254H51V255H55V256H58L59 255V257H56V258H64V257H66L67 255H66V247L63 245V242H62V240L59 238H53V239H51V238H49V239H46V240H44ZM55 241H58L57 242V245L58 246H60V247H57V248H53V247H49V246H54V243H56ZM42 243V242H41ZM74 243V245L77 243H75V242H73ZM103 242H101V243H97V244H102ZM175 243V242H174ZM94 244V243H93ZM95 245V244H94ZM55 246H56V244H55ZM98 248H101L100 246H98ZM240 248H241V246H240ZM44 249H42L41 247L39 248V249H37V251H38V253L39 252H42ZM95 249V248H94ZM235 249V248H234ZM65 250V252L63 253V251ZM188 250V249H187ZM36 251V250H35ZM79 252H76L75 254H74V256L72 257V259H71V262H74V263H77L76 261H78V260H80V259H78L79 257H82L81 255L86 251V255H87V260L88 259H90V262H92V263H90V264H93V263H96V264H114V263H112V262H109L110 260L108 259V257H106L104 260H100L99 258H95V256H98L97 254L94 256V251H93V247L92 248H90V247H88V246H85V247H83V248H80L79 250H78ZM190 251V250H189ZM235 251V250H234ZM243 251V250H242ZM217 252H220V250L219 251H217ZM78 253H81V254H78ZM190 253H192V252H190ZM235 253H236V251H235ZM241 253V252H240ZM78 254V255H77ZM89 254L91 255L90 257H89ZM232 255V254H231ZM235 255V254H234ZM234 255H232V256H234ZM238 255V254H237ZM242 255V254H241ZM63 256V257H62ZM94 256V257H93ZM193 256V255H192ZM223 256V255H222ZM188 257H190L188 254H187V257L186 258H188ZM27 258V257H26ZM48 258H50V257H48ZM47 258V259H48ZM75 258H77V260H75ZM172 258H173V255H172ZM84 259V258H83ZM221 259H222V257H221ZM240 259V258H239ZM29 260V259H28ZM113 260V259H112ZM191 260V259H190ZM223 260V259H222ZM51 261V260H50ZM55 261V260H54ZM59 262H61L60 260H58ZM94 261V262H93ZM196 261V260H195ZM194 261V259H192L189 263L190 264H195L196 262ZM226 261H229V263L228 264H234V263H238V264H248V261L247 262H240V261H238V257L236 256V257H234V258H227V260ZM42 262H43V260H42ZM169 262V261H168ZM256 263H259V264H262V263H264V262H257V261H255ZM45 263V262H44ZM48 263V262H47ZM56 263V262H55ZM172 263H173V261H172ZM51 264V263H50ZM88 264H89V262H88ZM167 264V263H166ZM174 264H175V262H174ZM184 264H187L186 263V261H184Z\"/></svg>",
	"mask_w": 264,
	"mask_h": 264
},
{
	"label": "crops",
	"instance_id": "crops-1",
	"mask_svg": "<svg viewBox=\"0 0 264 264\" xmlns=\"http://www.w3.org/2000/svg\"><path fill=\"white\" fill-rule=\"evenodd\" d=\"M36 27H31V29H37V30L41 29L40 26H36ZM41 41H46V37L45 36H39V45H40ZM17 44H18V47H19L21 52H22L23 49H25L28 46H29L28 48H31V50H29L30 52H32V50H33V43H32L31 40L28 43H24V41H23L22 44H20L17 41ZM26 50H28V49H26ZM90 51H91V49H90ZM34 53H36L40 57V64L41 63H45L43 61V56L39 52H34ZM18 58H19L18 55H14L12 60L10 61V64L11 65L14 64L18 60ZM49 62H51V61H49ZM3 63H6V62L3 61ZM45 64L50 65L49 63H45ZM50 66H51V69H52L53 66L52 65H50ZM28 68H30V69H28ZM24 69H26V68H24ZM32 69L34 70L33 66L32 67H27L28 71H31ZM78 69L80 71H78V73H76L75 76H73L72 72H71L73 69H70L69 71L62 69L61 75L63 74V76H61V79L64 82H66V80L69 79V80L73 81L75 84H76L77 80H81V82H87V79L93 80V78H90L86 74V72L82 73L83 69H81V68H78ZM24 73H25V71L23 72L22 78L20 79L19 83H21V80H23ZM66 74H68L69 77L66 76ZM233 74L234 73H232V76L234 77V75H235V77H236L237 73L234 74V75ZM27 75H28V77L30 79V78H32L34 76V73L27 72ZM233 77L231 79V83L236 82L235 81L236 78L233 79ZM49 79H50V77L48 79L45 78L44 83L42 84V87L45 90H51V92L53 93V90H55L54 87H58V86H51L50 87L49 84H48V80ZM71 81H70V84L72 83ZM197 81H198V83H197L198 90H200V88H201L202 91H205L204 88L201 86L199 75H198ZM21 84H24V83L22 82ZM82 84H80V86L84 87ZM228 84H230V83L227 81V83L224 82L222 85L220 83L219 86H217V84H215V86H213L211 89H207L210 97H211V95H216L219 98L224 99L226 101V105L224 107L225 109L223 108L222 111H227V112L231 113V111L234 110V111L237 112V115L239 117V119L237 121H233L231 116H230V132H226L227 125L223 124L224 123L223 120L221 121V125L222 124L223 125H222V127L220 129H219L218 123L216 121V125H215L214 128L217 129V130L215 132V135H216L217 132H220L222 135H224L226 137H227L228 134L230 135L232 132H237V129H236L237 126H240V127L246 126V129L249 132V124H248L249 115L247 114V112H242V110L235 109L232 106V104L230 103V100H231V97H232V93H236L237 90L235 92H233L231 89H228V87H227ZM73 86H74L73 88L75 90H78V92H79L81 87L77 88L75 85H73ZM59 88H61V87H59ZM98 88H100V90H101L100 95L106 94V92L103 91V89H104L103 84L102 85L99 84ZM258 91L264 96V88H262V86H260V85L258 86ZM193 92H197V91H193ZM44 94H46V93L44 92ZM66 94H68V93H66ZM21 95L22 94H20V93H16V99L13 102V106L5 105L4 108L6 107L9 110L11 109L10 111H12V110L14 111V108H20L21 115H22V114L26 113V112L23 111V108H24L25 103H27L29 108L36 109V113L45 114V115L47 114L46 116H48L49 118H52L51 116H49L48 112L45 111V107H46V105H47V103L49 101H54L55 102L54 98L52 97V94H49L50 96L44 102H41V101H39V102H37V101L27 102V99H24L25 101L22 102L24 104H20L21 103ZM191 96L196 97L197 95L194 94V95H191ZM203 96H204V94H201L200 103L203 104L204 106L206 105L205 106V110L206 109H212V110L217 111L216 108H213L212 106L209 105L208 101L207 102L204 101ZM87 97L88 96L84 94L82 99H79V100L77 99L76 103L72 104L67 110L70 112L69 115H70V118H71V123L74 125V127L76 129L77 128H81V129L84 130V127H87V129H91V133L96 134L94 132V130H98L99 127H101L102 125H110V120L115 117V114H114V112L112 113L110 104L107 105V106H100L99 105V107H98L97 105H94L92 102H89L87 100L88 99ZM55 103L62 104L61 102H58V101L55 102ZM77 104H79V108L76 107ZM62 105H64V104H62ZM240 105H242V104H240ZM66 106H68V105H66ZM121 110H117V111H115V113L119 114L120 116L123 115V120H122L123 123L124 122H129L130 118L127 117L126 113L123 110L122 111ZM30 112L31 111H29V113ZM112 114L114 115V117H112ZM3 118H4V116H3ZM6 118H7V116H6ZM222 118H223V116H222ZM12 119H13V117H12ZM261 120L258 122V125L261 124V122L263 121V120L262 121ZM21 121L24 122V120L21 119L19 121V123ZM60 121H64V120L60 119ZM33 122H34V119H33ZM7 123L9 124V122H7ZM9 125H10V127H16V124H9ZM262 126H264V122H263ZM211 129H212V127L209 128V132L211 131ZM253 129L254 128L250 126V130H253ZM53 130L54 129L52 127L50 132L53 131ZM55 131H56V134H57V145L60 143V147L57 148V149H53L51 146L50 147L46 146V149H43V147H40L39 150L37 151V152H39L40 155H41V152H44V154H42L43 159H45V161H44L45 165H44L43 168H45V167L46 168H50L52 163L49 166L47 165L50 161L62 159V156H55V155L60 153V152H64L63 151L64 148L62 149V146L64 147V145H63V139H64L63 135L66 132V125L61 122L55 128ZM50 132H49V134H50ZM226 133H228V134H226ZM24 134H25V132H24ZM253 136H254V134H253ZM16 137H17V141L19 142L21 134L20 133H16ZM248 142H249V140H246V141H233V138L230 137L229 145L232 148V150L236 151V152H238L237 150L243 151V149L245 150L246 148H248V149L252 148L253 149L254 146L252 144L247 145ZM237 143H239L241 145L240 149H237V148L234 147ZM16 147H18V148H16ZM24 148H25V145L22 144V145L18 146L17 143H16L15 150H13L11 153H13V155H16V152L18 151L19 152V156L22 157L21 160L26 162V159H27L26 157H28V153H25L23 151ZM66 152L68 153V151H66ZM211 154H213L214 156L209 157V159L217 161V156L213 152H211ZM72 155L76 156L77 158H81V157L86 158L85 160L87 161V166H89V164H90L89 159L90 158H94L95 159V167L91 168L92 171H95V169L97 168V165L100 163L99 157L96 156L97 155V151L94 152V153H88V154L83 153V152H78V151H76V152H72L71 151V156ZM64 158L65 157H63V159ZM67 158L71 159V157H68V156H67ZM34 160H35V162H37L39 164L41 163V158H38V159L35 158ZM27 163H28V161H27ZM116 173H118V171Z\"/></svg>",
	"mask_w": 264,
	"mask_h": 264
},
{
	"label": "water",
	"instance_id": "water-1",
	"mask_svg": "<svg viewBox=\"0 0 264 264\" xmlns=\"http://www.w3.org/2000/svg\"><path fill=\"white\" fill-rule=\"evenodd\" d=\"M90 5L91 3H88V4H85L84 7H89ZM30 20L33 23H37V24L41 23L40 21H36L33 18H30ZM234 22H235V19H234ZM231 52L233 53V55L225 56V51H223L221 54V57H224L227 60V62H229L234 57V52L232 50ZM33 57H34L33 55L28 54L25 56V60L31 64L37 63L38 60L32 59ZM115 66L119 74L124 75V74L139 71L141 68V63H139V60L137 59L127 58L123 60H117ZM252 94L257 96L260 99V101H262V99L257 93H252ZM248 105L257 112L261 111V109H257L252 105L250 97L248 99ZM40 120L45 121V119L42 117H35L34 125L39 131L45 132L48 129V123H46V125H42L39 123ZM112 141H113V138H112L111 130L109 128H104L102 130V135L99 139V142L104 147H110L112 145ZM79 146L86 151H93L98 147V141L95 140L91 135H85L80 140ZM241 239H242V249L245 252L246 256L250 258L258 259V260H264V231H259L256 234L246 233L242 235ZM156 248L161 252L169 253L176 248V244L170 241H161L157 244ZM231 254L234 255L235 251H231Z\"/></svg>",
	"mask_w": 264,
	"mask_h": 264
}]
</instances>
